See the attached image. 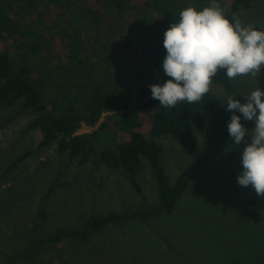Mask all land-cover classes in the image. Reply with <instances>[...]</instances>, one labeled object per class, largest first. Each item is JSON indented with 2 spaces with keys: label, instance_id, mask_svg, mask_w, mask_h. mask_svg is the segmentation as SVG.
Listing matches in <instances>:
<instances>
[{
  "label": "rangeland",
  "instance_id": "obj_1",
  "mask_svg": "<svg viewBox=\"0 0 264 264\" xmlns=\"http://www.w3.org/2000/svg\"><path fill=\"white\" fill-rule=\"evenodd\" d=\"M165 1L147 0L145 12L139 17L130 11L120 17L110 14L102 0L95 9L88 1L7 0L3 10L11 21L2 27L0 44L18 63L22 62L20 55L33 57L30 61L37 66L32 69L44 79L43 94L51 107L59 99L58 83L65 89L74 83V90L87 91L88 79L77 84L80 69L92 65L104 69L108 58L113 61L112 72L116 69L123 73L124 67L129 72L131 65L140 68L144 49L132 39L133 24L146 23L150 16L159 23L157 6ZM223 7L220 4L221 11ZM238 21L244 26L262 27L264 0H252L249 7L242 8ZM14 23L28 32L26 37L17 30L7 33ZM72 29L79 32V38L75 42L76 57L70 61ZM140 36L144 41L150 38L144 31ZM159 36L154 39L160 48L163 34ZM36 49L38 54H31ZM162 51L165 55L166 50ZM147 71L145 68L144 73ZM258 73L231 78L235 99L245 102L239 94L256 89ZM210 89L226 103L228 94L221 85L213 84ZM35 114L32 109H21V101L10 106L0 103V264H264V196L236 181L244 143L229 147L209 161L173 212L102 227L85 243L66 239L36 249L42 238L59 228H77L90 216L130 207L146 209L158 202V195L145 160L137 175L140 195L123 170L98 161L99 148L89 152L84 164L79 158L60 153L55 141L38 148L41 132L29 126ZM107 114L112 113L104 112L94 127L82 123L76 133L94 130ZM209 116L206 113L208 123ZM241 123L249 130L254 128L253 121ZM195 135L200 138L197 131ZM157 141L163 146L168 178L174 182L192 158L170 136ZM27 151V156L20 159ZM52 184L56 186L47 196ZM249 200H255L263 214L259 223L230 206V202ZM41 208L45 212L43 221L38 213Z\"/></svg>",
  "mask_w": 264,
  "mask_h": 264
},
{
  "label": "trees",
  "instance_id": "obj_2",
  "mask_svg": "<svg viewBox=\"0 0 264 264\" xmlns=\"http://www.w3.org/2000/svg\"><path fill=\"white\" fill-rule=\"evenodd\" d=\"M33 3L35 0H26ZM90 2L91 9L100 0H67L68 3ZM110 14L123 17L127 11L139 17L145 11L147 0H102ZM7 0H0V32L2 27L11 20L3 10ZM166 0L158 4L156 12L161 13L160 22H154L150 16L146 23H134L135 32L132 39L144 49L140 68L130 66L128 72L125 67L123 73L113 69V61L108 58L104 69L92 65L87 70L80 69L76 74L77 84L80 80H87V91L74 90V83L66 89L58 83L57 89L61 90L59 99L53 101L51 107L47 106L43 94L44 79L38 76L32 67L33 57L20 55L21 63L0 44V103L13 105L21 101V109H32L36 114L30 121L31 128L41 132V140L37 147H47L50 143H57L60 153H67L70 159L79 158V163L84 164L89 158V152L99 148L98 161L111 168L123 170L127 179L138 194H142L137 179L142 167V160L147 162L151 174L155 179L158 202L146 209L130 207L121 211L90 216L77 228L62 227L42 238L36 245L41 249L48 244L57 243L66 239H75L85 243L92 232L102 227L118 224L123 221L144 220L148 217L174 211L176 203L183 196L190 183L203 171L209 161L220 157L229 147L234 146L227 130L231 113L226 111V105L210 89L203 98L196 103L186 101L177 103L172 108L159 105V101L151 97L149 85L163 83L167 77L163 74L162 55L163 46H156L154 36H161L172 22L179 19V13L187 7L197 10L215 4L223 5L222 12L230 23L239 22L241 9L251 5L252 0ZM222 7V6H221ZM91 13V12H89ZM135 16V17H136ZM149 22V23H148ZM152 22V24H150ZM148 23V24H147ZM15 24V23H14ZM16 24L7 30V33L26 37L28 34ZM141 27V30L139 29ZM264 31V25L253 26ZM17 30V31H16ZM141 31L148 32L150 38L144 41ZM159 36V37H160ZM79 32L72 29L69 35L71 40L70 61L75 59L77 53L76 43ZM162 45V43H161ZM28 51L31 45L28 44ZM31 54H38L33 50ZM63 65L62 60L59 62ZM148 71L144 73V69ZM213 84L221 85L228 95H235L232 79L228 78L224 70L219 71L212 79ZM264 90V65L261 66L256 89ZM66 91V93H65ZM104 112L105 118L94 130L78 134L77 130L84 123L94 127ZM118 112V113H114ZM209 114V123L205 115ZM239 115V113L237 112ZM245 120H241L243 122ZM195 131L199 133L197 138ZM171 137L182 147L183 151L191 156V162L171 182L163 164V146L157 141L159 137ZM29 151L23 153L22 159ZM14 165V164H12ZM56 184H52L47 192L50 195ZM230 206L242 213L249 220L259 223L263 214L255 200L246 202H230ZM41 221L45 219L44 209H38Z\"/></svg>",
  "mask_w": 264,
  "mask_h": 264
},
{
  "label": "clouds",
  "instance_id": "obj_3",
  "mask_svg": "<svg viewBox=\"0 0 264 264\" xmlns=\"http://www.w3.org/2000/svg\"><path fill=\"white\" fill-rule=\"evenodd\" d=\"M162 45L166 50L162 70L167 79L149 88L151 97L167 108L184 101L199 102L221 70L228 78L254 76L264 65V31L230 23L215 4L200 10L182 9L178 21L165 30ZM239 95L245 102L228 95L224 104L231 113L227 124L230 138L235 145L245 144L236 181L264 196V90ZM242 119L253 121L254 128H245Z\"/></svg>",
  "mask_w": 264,
  "mask_h": 264
}]
</instances>
